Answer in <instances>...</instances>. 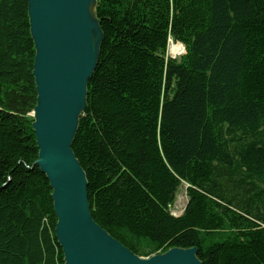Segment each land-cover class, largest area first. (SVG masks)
<instances>
[{
    "label": "trees",
    "instance_id": "1",
    "mask_svg": "<svg viewBox=\"0 0 264 264\" xmlns=\"http://www.w3.org/2000/svg\"><path fill=\"white\" fill-rule=\"evenodd\" d=\"M95 9L103 41L71 145L93 220L139 256L196 247L203 264H264V0ZM34 53L27 1L0 0V264H64L34 164Z\"/></svg>",
    "mask_w": 264,
    "mask_h": 264
},
{
    "label": "water",
    "instance_id": "2",
    "mask_svg": "<svg viewBox=\"0 0 264 264\" xmlns=\"http://www.w3.org/2000/svg\"><path fill=\"white\" fill-rule=\"evenodd\" d=\"M26 1L35 52L34 164L49 182L64 264H203L196 247L139 256L93 220L85 172L71 145L103 41L96 0Z\"/></svg>",
    "mask_w": 264,
    "mask_h": 264
},
{
    "label": "rangeland",
    "instance_id": "3",
    "mask_svg": "<svg viewBox=\"0 0 264 264\" xmlns=\"http://www.w3.org/2000/svg\"><path fill=\"white\" fill-rule=\"evenodd\" d=\"M173 40V39H172ZM175 42H178V41H174L173 40V43H170L169 45L173 48V45ZM170 46L167 45V50H166V56L167 57H171V53H170V50L172 49ZM170 53V54H169ZM180 54H177L176 57H179ZM186 203V195H185V189L184 187L182 186L177 194H176V198H175V201L172 205H170V209L171 211L174 213V214H180L182 212V209L184 207Z\"/></svg>",
    "mask_w": 264,
    "mask_h": 264
},
{
    "label": "bare ground",
    "instance_id": "4",
    "mask_svg": "<svg viewBox=\"0 0 264 264\" xmlns=\"http://www.w3.org/2000/svg\"><path fill=\"white\" fill-rule=\"evenodd\" d=\"M102 30V29H101ZM103 32V31H102ZM170 43H173V40H172V38H168V41H167V45L168 46H170L169 44ZM171 47V46H170ZM172 48V47H171ZM167 50V49H166ZM182 51H183V46H182V44L180 43V42H175L174 43V45H173V48L170 50V53L174 56V58L176 57V55L177 54H181L182 53ZM169 53V54H170ZM167 57V56H166ZM169 58H172V56L171 57H169Z\"/></svg>",
    "mask_w": 264,
    "mask_h": 264
},
{
    "label": "built area",
    "instance_id": "5",
    "mask_svg": "<svg viewBox=\"0 0 264 264\" xmlns=\"http://www.w3.org/2000/svg\"><path fill=\"white\" fill-rule=\"evenodd\" d=\"M171 56H172V58H174V56L171 54ZM172 214H174V213H172ZM175 215V214H174Z\"/></svg>",
    "mask_w": 264,
    "mask_h": 264
}]
</instances>
